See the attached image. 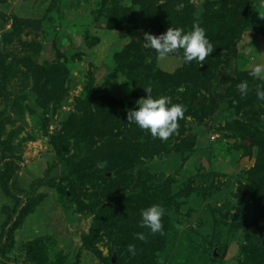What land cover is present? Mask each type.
<instances>
[{"label": "rangeland", "instance_id": "rangeland-1", "mask_svg": "<svg viewBox=\"0 0 264 264\" xmlns=\"http://www.w3.org/2000/svg\"><path fill=\"white\" fill-rule=\"evenodd\" d=\"M229 1L0 0V58L27 63L20 66V75L13 72L7 88L0 87V159L22 162L16 187L31 197L9 236L7 257L46 264H103L107 259L112 262L106 264L264 262V224L250 196L252 174L259 177L257 164L264 154L258 146L245 145L256 127L264 128V103L256 95L264 82L249 75L253 68L264 67V0H253L252 19L240 29L232 24L231 14L226 19L209 16ZM177 11L196 20L214 46L203 65L184 63L176 53L161 60L143 47L144 32L153 34L159 17V26L171 25ZM191 64L201 71L200 79L185 83ZM54 66L65 73L57 76ZM48 69L54 76L48 81L51 91L44 95L35 74ZM243 81L249 84L246 97L238 89ZM147 86L154 96H170L186 109L167 140L127 122V111L138 107ZM90 90L97 104L83 100ZM198 91L207 99L195 106L207 108L197 114L191 104ZM94 112L101 113L104 130L95 139L98 148L88 152L82 139L68 136H77L80 125L87 127L81 121ZM56 141L67 143L62 156ZM115 142L142 149L151 145L150 151L141 149L132 165L138 188L130 185L124 191L132 195L138 190L149 197L144 202L148 207L165 208L163 234H148L131 219L120 229L122 223L109 213L114 202L98 201L93 194L101 188L85 183V163L91 164L101 147L107 154ZM15 205L0 188V238ZM94 223L101 231L88 240ZM140 230L145 243L135 246V255L121 259L120 252H129L128 246L138 242L121 246L117 240Z\"/></svg>", "mask_w": 264, "mask_h": 264}, {"label": "trees", "instance_id": "trees-1", "mask_svg": "<svg viewBox=\"0 0 264 264\" xmlns=\"http://www.w3.org/2000/svg\"><path fill=\"white\" fill-rule=\"evenodd\" d=\"M225 4L226 5L221 3L222 5L221 9L214 16H212L211 14H209V16L210 17L220 16L226 19L228 15L231 14L234 17L232 24L234 23L236 25L235 28L237 29H240V26L244 25L247 21L252 19L253 5H254L253 0H231ZM173 8L174 7H172V9L170 10L171 15L175 13V10H173ZM173 17L175 18L176 21L175 20L172 21L171 25L169 24V26H166V27L159 26L162 21L161 20L162 17H159L156 20L155 25L153 26V34L159 35L161 33H164L167 31L169 27H183L185 30H189L188 27L190 26V23L192 27V25L195 23L194 21H196V20L193 21V19L190 18V16H184L182 12H178V14ZM154 20L149 25H153ZM238 32H233V34H238ZM176 54L182 55V51ZM21 65L27 66V63L24 64L22 61L18 59H14V62L11 63V62H8L7 55L6 56L2 55V58H0V87L1 88L8 87V84L12 81L14 77L13 72L19 73V75L21 74L20 73ZM191 65H192L191 66L192 69L188 73H186L185 83L191 82L192 80L200 79L199 77H200L201 71L196 69V64H191ZM52 68H54V74H57V76L62 73H65L58 66H54ZM25 73L26 72H24V74ZM54 74H51L49 72V69L48 71L45 70L42 73L35 74V77L37 76V78H39L38 80H40V82H43L42 92L44 93V95L45 93H48L49 91H51L50 84L48 83V81H50L53 78ZM156 74L158 75V73ZM156 74L153 75L155 77L153 81H156V79L158 78ZM187 77L188 78L191 77L190 78L191 80L188 79ZM208 91L210 92L211 90L208 89ZM37 92L39 95L40 92L39 91ZM200 93L201 92L198 91L197 93L193 94L194 101L191 104V108L194 107L193 109L197 110L196 112L197 114L200 112V110H205L207 108L205 104H202L199 107L195 106L196 101H200L201 103L203 100L207 99L206 97L201 98V96H199ZM96 98L97 96L94 95L92 91L90 90L85 94L83 100L85 101L87 99H90L91 104H93L94 102H96L94 104H97L98 99ZM40 103L41 105H43L42 100H40ZM98 109L96 110V112L98 111ZM100 114L101 113H96L93 116L88 115V117L83 119L81 123L83 122L82 124H84L85 122H87L89 125L87 127L80 125L77 128L79 131V134L75 136L73 132L72 134L68 136V138L71 137L72 139H74V138L79 137V139H82V141L84 142L83 149L87 150L88 152H91V150L94 147L98 148L97 146L99 145L97 144V141L95 139L99 137L98 133L104 130V128L100 124L101 122L99 120ZM120 114L121 115L119 119L121 122H123L124 115L123 113H120ZM81 126L84 128H82ZM256 128H257L255 129L256 133L254 135H250L247 137L245 145L248 148H252L253 146H258L260 147L259 148L260 152L262 151L264 154V128L262 127H256ZM54 141L55 139L53 140V144H54ZM66 141L65 143H62L61 145L59 144L60 143L59 141H56L55 143L58 154L60 156H62L65 150L67 149ZM141 149L142 148L140 145H137L136 147L134 143L132 144L130 142H127V143L122 142L118 144L115 142L112 146L109 147V149H107L108 150L107 154L103 153V151H105L104 147H101V149L99 148V151L96 152L97 153L96 156L92 157L93 159H91V164L85 163V166H89V167L85 169V167L83 166V168L81 169V174L84 173L86 170L87 172L89 171L88 176L84 177L85 183H89L90 181V184H92L93 187L101 188L102 191L98 188L99 190L93 194L94 196L98 197V201L101 199L103 200L108 199V201H110L111 203L114 202L113 206L109 208L110 209L109 213L117 217L119 222L122 223L120 224V229H124V227L127 224L125 222L131 221V220H136L140 225L141 210L148 207V205L144 203L149 198L148 196L146 197L144 195H139L138 190H135V191L132 190V195H129L127 194V192L124 191L128 189L130 185H134L135 188H138V179L135 178L131 174L133 173L132 165L133 163L138 161L139 154H141L140 153ZM150 150H151V145L144 146L142 149V151L144 152L150 151ZM157 151L158 150H156L155 152ZM102 153L104 155H102ZM102 158H105V159H102ZM104 161L107 162V166L103 169L98 168L97 164L104 162ZM67 163L72 164V161L68 158ZM257 168L259 171V177L257 178L254 174H252L253 178H252L251 186H253V188L251 189L252 195L250 193V196L253 200L257 202L258 209L255 210V213L257 214L260 222L264 224V157H262V159L258 161ZM22 170H23L22 162L19 159L17 158L0 159V188H2L8 194V196L16 200V205H15L16 208L11 210L8 213L7 221L1 231L2 236L0 238V262L2 264H46V262L42 259H40L39 262L36 259H33L32 261L27 262V263L20 262L19 260H13L12 258L7 257L4 254L5 248L7 247L9 236L10 234H12L14 229L17 228L19 222L23 218V214L25 213L24 212L25 206H27V204L31 200L30 195L24 194V192L19 191L16 187V184L18 183L20 173L22 172ZM109 173H112L111 177H109L108 175ZM115 191L117 192L118 199L114 198V201H112V196L115 195ZM109 213H107V215ZM98 231H101V229L99 225L94 223V226L90 229V235L88 237V240H92V238L95 237V236L92 237V235L99 234L100 232ZM138 232H141V230ZM148 234H152V233L149 232ZM129 236L130 237H126L125 239L120 238L119 240H117L116 245L118 244L122 246V245L129 244V243L132 244L135 241H137L138 243L134 246H138L141 243H145V240H142V241L138 240L135 235L133 236L129 235ZM124 252H126V254H121ZM124 252L123 250L120 252L121 259L123 258L127 259L128 256L131 254L130 252H128V250H125ZM106 261L112 262V260L110 259H107ZM106 261L102 263L106 264L107 263ZM259 264H264L263 260H260Z\"/></svg>", "mask_w": 264, "mask_h": 264}, {"label": "clouds", "instance_id": "clouds-1", "mask_svg": "<svg viewBox=\"0 0 264 264\" xmlns=\"http://www.w3.org/2000/svg\"><path fill=\"white\" fill-rule=\"evenodd\" d=\"M143 47L153 50L161 60L182 51L184 63L195 61L200 65H203L206 58L214 52V46L207 37L206 30L198 22L189 30L183 27H169L166 32L159 35L144 32ZM249 75L264 82V67L253 68ZM144 88L147 95L136 101L138 107L127 111V122L149 132L153 138L167 140L178 130L179 120L184 118L186 109L182 104L173 103L170 96H154L151 86ZM238 89L240 96L246 97L249 94L248 82H241ZM256 95L257 99L264 103V83L257 88ZM106 166V161L97 164L101 169ZM165 212V208L160 204L142 209L140 227L148 229L152 234H163L162 217ZM135 236L139 240L146 239L142 232L136 233ZM128 248L132 255L136 254L134 245H129Z\"/></svg>", "mask_w": 264, "mask_h": 264}]
</instances>
